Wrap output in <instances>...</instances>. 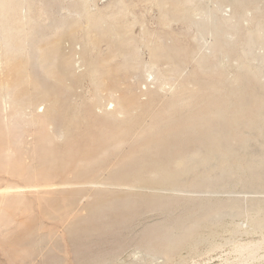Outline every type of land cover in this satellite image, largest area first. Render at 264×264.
I'll list each match as a JSON object with an SVG mask.
<instances>
[{
    "label": "rangeland",
    "instance_id": "1",
    "mask_svg": "<svg viewBox=\"0 0 264 264\" xmlns=\"http://www.w3.org/2000/svg\"><path fill=\"white\" fill-rule=\"evenodd\" d=\"M263 130L264 0H0V264L236 263Z\"/></svg>",
    "mask_w": 264,
    "mask_h": 264
},
{
    "label": "bare ground",
    "instance_id": "2",
    "mask_svg": "<svg viewBox=\"0 0 264 264\" xmlns=\"http://www.w3.org/2000/svg\"><path fill=\"white\" fill-rule=\"evenodd\" d=\"M2 8L5 7V3H2L1 5ZM4 13L3 11H1V14ZM6 16V15H5ZM2 18L4 19V17L2 16ZM7 18V17H6ZM1 21H3L1 19ZM238 26V25H237ZM222 29L217 30V33L221 32V34H224L225 32L221 31ZM224 30V29H223ZM225 31V30H224ZM262 34V33H261ZM229 37V36H227ZM250 39H253L254 43L258 42L259 39H260V36L259 34H254L253 36H251ZM231 40V38H230ZM232 41V40H231ZM253 43V44H254ZM224 45V44H223ZM252 45V44H251ZM252 47V46H251ZM251 50V49H250ZM250 54L252 51H249ZM249 54V53H248ZM249 54V55H250ZM220 135V134H219ZM263 135H264V130H263ZM218 136V135H217ZM218 139V138H217ZM222 139V138H221ZM216 140V139H215ZM237 146L239 147H242V148H246L248 146V143L246 141H242L241 143H239ZM212 147V146H211ZM232 148V147H231ZM211 151V150H210ZM212 152V151H211ZM209 155V154H208ZM212 155V154H211ZM232 155V150H228L227 154L225 155L226 158L228 157H231ZM195 156L194 155H191V158L190 159H193ZM207 156L203 157V160H206ZM217 160V159H216ZM180 164V163H178ZM180 165H183V162L180 164ZM196 166V165H195ZM191 167V166H190ZM254 165L252 163H248L246 164L245 166V170H249L251 168H253ZM238 168V167H237ZM191 169V168H190ZM234 169V167H230L228 168L227 171H225L224 173H222V177L227 179V181L231 180L232 178V170ZM259 175L257 177V179H260V178H264V161L260 164V167H259ZM182 172V171H181ZM169 174V173H168ZM167 172H166V175H168ZM176 180H174L173 182H175ZM179 182V181H178ZM256 182H252L248 185H255ZM256 186V185H255ZM220 215V214H219ZM257 221V227L258 229H264V220H256ZM255 222V221H254ZM237 252H238V261L234 264H247L249 263L250 261L251 262H254L255 260L257 261V259H259L260 261V264H264V255H261V252H264V240L262 242H256V243H247V244H240L238 247H237ZM263 254V253H262ZM255 261V262H256Z\"/></svg>",
    "mask_w": 264,
    "mask_h": 264
}]
</instances>
